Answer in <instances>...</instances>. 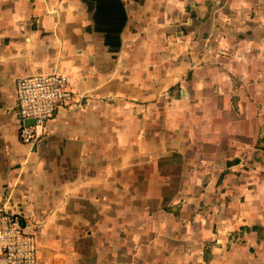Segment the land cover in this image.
Wrapping results in <instances>:
<instances>
[{
	"label": "crops",
	"instance_id": "crops-1",
	"mask_svg": "<svg viewBox=\"0 0 264 264\" xmlns=\"http://www.w3.org/2000/svg\"><path fill=\"white\" fill-rule=\"evenodd\" d=\"M38 71L85 106L23 142ZM1 204L41 264H264V0H0Z\"/></svg>",
	"mask_w": 264,
	"mask_h": 264
},
{
	"label": "built area",
	"instance_id": "built-area-1",
	"mask_svg": "<svg viewBox=\"0 0 264 264\" xmlns=\"http://www.w3.org/2000/svg\"><path fill=\"white\" fill-rule=\"evenodd\" d=\"M18 136L34 141L60 108L83 109L84 95L77 93L66 74L38 71L15 80ZM32 120V122H27ZM0 264H41L37 237L25 225L22 215L0 205Z\"/></svg>",
	"mask_w": 264,
	"mask_h": 264
},
{
	"label": "trees",
	"instance_id": "trees-1",
	"mask_svg": "<svg viewBox=\"0 0 264 264\" xmlns=\"http://www.w3.org/2000/svg\"><path fill=\"white\" fill-rule=\"evenodd\" d=\"M207 254H208V249H205V251H204V257H205V259H207Z\"/></svg>",
	"mask_w": 264,
	"mask_h": 264
},
{
	"label": "water",
	"instance_id": "water-1",
	"mask_svg": "<svg viewBox=\"0 0 264 264\" xmlns=\"http://www.w3.org/2000/svg\"><path fill=\"white\" fill-rule=\"evenodd\" d=\"M27 122H32V120H27Z\"/></svg>",
	"mask_w": 264,
	"mask_h": 264
}]
</instances>
